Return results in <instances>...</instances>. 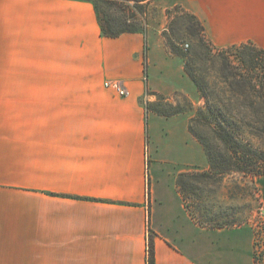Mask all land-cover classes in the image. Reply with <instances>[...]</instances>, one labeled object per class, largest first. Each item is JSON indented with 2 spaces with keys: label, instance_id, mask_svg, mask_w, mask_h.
Returning <instances> with one entry per match:
<instances>
[{
  "label": "crops",
  "instance_id": "0c3cea01",
  "mask_svg": "<svg viewBox=\"0 0 264 264\" xmlns=\"http://www.w3.org/2000/svg\"><path fill=\"white\" fill-rule=\"evenodd\" d=\"M146 4V30L110 38L91 1L0 0V264H149L152 245L155 264L253 263L251 236L198 224L177 185L208 164L193 114L144 103L201 102L166 45L168 12L217 48L264 50V0Z\"/></svg>",
  "mask_w": 264,
  "mask_h": 264
},
{
  "label": "trees",
  "instance_id": "16d2710c",
  "mask_svg": "<svg viewBox=\"0 0 264 264\" xmlns=\"http://www.w3.org/2000/svg\"><path fill=\"white\" fill-rule=\"evenodd\" d=\"M87 1L94 3L105 36L116 38L124 33L140 32L128 25L115 28L101 18L98 2L111 0ZM112 1H134L139 4L149 0ZM187 14L197 23L200 31L204 32L201 22L195 16ZM165 39L172 54L187 58L178 50L176 43L167 37ZM203 48L205 59L220 65V83H211L198 76L195 68L188 62L185 63L186 73L204 100V107L198 109L191 118L189 130L203 146L209 162L208 171L184 173L178 178L177 185L186 201L187 193L191 188L194 189L193 180H220L231 172L253 177L264 176V50L252 44L215 51L206 45ZM232 58L237 59V66L233 65ZM153 95L165 100L161 95ZM185 99L187 108L175 107L168 102L170 110L162 109L158 105L148 109L161 116L172 117L187 112L192 106L190 100ZM149 264H155L153 245Z\"/></svg>",
  "mask_w": 264,
  "mask_h": 264
},
{
  "label": "rangeland",
  "instance_id": "374dc122",
  "mask_svg": "<svg viewBox=\"0 0 264 264\" xmlns=\"http://www.w3.org/2000/svg\"><path fill=\"white\" fill-rule=\"evenodd\" d=\"M98 7L101 18L118 29L128 25L131 28L144 31L146 25L152 21L151 17L154 14L146 2L137 4L134 1H100ZM165 28L164 38L167 37L176 43L178 50L187 56L184 58L185 63L188 62L194 67L198 76L206 78L211 83H220L218 71L220 65H215L212 61L205 59L206 53L203 47L204 45L209 46L213 48V51L226 48L213 46L191 16L181 9L168 12ZM186 44L190 46L188 51L184 50ZM231 60L233 65L237 66V59L232 58ZM185 98L188 97L176 95L171 99L162 100L161 97L156 96L152 101L146 99L144 104L146 108L158 105L162 109L170 110L168 106V102H170L175 107L187 108L188 104ZM188 100L192 106L187 109V112H191L193 116L198 109L204 107L202 99L197 105L190 98ZM164 157L169 158L168 155ZM165 169L176 170L177 166H166ZM208 170L209 162L207 168L194 167L191 172ZM193 185L194 189L191 188L187 193L186 203L195 221L210 228L240 227L242 245L244 238L248 235L251 236L252 264H264V176L253 177L231 172L220 180H193Z\"/></svg>",
  "mask_w": 264,
  "mask_h": 264
},
{
  "label": "built area",
  "instance_id": "2783aa9c",
  "mask_svg": "<svg viewBox=\"0 0 264 264\" xmlns=\"http://www.w3.org/2000/svg\"><path fill=\"white\" fill-rule=\"evenodd\" d=\"M190 48L189 44H186L184 46V50L188 51ZM106 88L116 91L121 97H128L130 95V92L127 88H125L122 83L118 81H109L105 84Z\"/></svg>",
  "mask_w": 264,
  "mask_h": 264
}]
</instances>
